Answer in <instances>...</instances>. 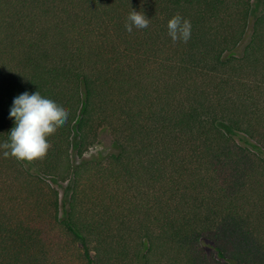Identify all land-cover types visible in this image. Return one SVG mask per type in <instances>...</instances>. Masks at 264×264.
I'll use <instances>...</instances> for the list:
<instances>
[{"label": "trees", "instance_id": "obj_1", "mask_svg": "<svg viewBox=\"0 0 264 264\" xmlns=\"http://www.w3.org/2000/svg\"><path fill=\"white\" fill-rule=\"evenodd\" d=\"M33 90L70 113L0 148V264H264V0H0V145Z\"/></svg>", "mask_w": 264, "mask_h": 264}, {"label": "clouds", "instance_id": "obj_2", "mask_svg": "<svg viewBox=\"0 0 264 264\" xmlns=\"http://www.w3.org/2000/svg\"><path fill=\"white\" fill-rule=\"evenodd\" d=\"M150 19L142 11L132 10L124 27L129 33L136 29H145ZM168 36L172 41L187 43L192 34L190 20L176 14L167 22ZM70 109L54 96L38 90L25 91L13 99L9 119L14 126L9 130L8 142L0 145L5 149V157L12 156L18 160H31L43 154L49 144L47 133L57 125L65 123Z\"/></svg>", "mask_w": 264, "mask_h": 264}, {"label": "rangeland", "instance_id": "obj_3", "mask_svg": "<svg viewBox=\"0 0 264 264\" xmlns=\"http://www.w3.org/2000/svg\"><path fill=\"white\" fill-rule=\"evenodd\" d=\"M235 139L238 140L237 137H235ZM76 142H77L76 138H73L74 145L76 144ZM116 151L117 148L114 145L110 134L108 133L107 130L102 129L99 130L98 132L97 142L95 146L85 156L86 158L89 157L91 158V157H95L96 155H99L100 158H105V156L115 153ZM58 190L61 196H64L65 195L64 191L68 192L69 190V184L68 183L63 184L62 187H60Z\"/></svg>", "mask_w": 264, "mask_h": 264}]
</instances>
